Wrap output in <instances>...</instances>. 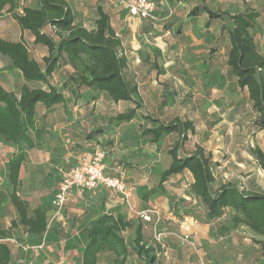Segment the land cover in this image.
<instances>
[{
    "label": "rangeland",
    "instance_id": "rangeland-1",
    "mask_svg": "<svg viewBox=\"0 0 264 264\" xmlns=\"http://www.w3.org/2000/svg\"><path fill=\"white\" fill-rule=\"evenodd\" d=\"M79 1L86 7L85 2ZM100 1L110 15L115 31L122 39L123 51L128 59L125 77L137 87V96L144 106L137 109L138 113L133 122H116L113 120L115 114L131 109L134 104L130 101L114 102L105 93H98L97 102L86 113L87 125L76 133V137H79L80 140L79 143L76 141V146L90 143L86 135L91 128H102L103 132H107L109 136L107 139L109 146L118 150L116 153L120 154V163L124 166L133 165L139 160L136 157V151L143 149L136 142L143 141V146L151 144L148 141V136L139 134L145 125L141 119L143 113L153 114L164 121L176 116L190 118L198 128L204 125L208 127V130L213 124H218L215 129L217 133L210 132L208 135L211 136L210 138L206 137V141L208 140L206 144L212 147L216 143L220 145L221 139L225 138V130L230 129V126L235 129L236 125L233 122L227 123L225 109L228 106L225 98L238 90L235 79L229 74L226 65L228 36L226 31L220 30L222 21L214 20L206 28L204 27L206 15L188 17L187 11L193 5L198 4L200 0H181L180 5L178 4L179 0H169L174 13L171 18L164 22L129 17L125 9L117 2ZM205 2L214 9H221L230 13L240 12L246 8L257 10L260 15L256 19L251 34L258 51L264 54V0H205ZM17 3L19 8L22 5L36 6L38 4L37 0H17ZM87 6L89 7V5ZM85 16L87 18L84 19L81 16V19L84 20L86 26L91 25L93 13L87 11ZM77 20L79 21V19ZM46 31H50L49 27L46 28ZM16 35L17 32L12 33V36L15 37ZM211 47L214 50L209 52ZM40 64L43 65L42 60ZM5 65L7 62L0 59V67L4 69ZM59 67H61L60 70H55L50 76V83L66 95L74 97L75 90L79 93L84 86L77 85V72L71 65L68 68L63 65ZM9 77H11V79L9 78L11 84H16L14 74ZM0 81H2L1 78ZM64 82H66L65 85ZM72 84L74 87L71 90ZM28 86L47 88L40 82L28 83ZM237 93L240 92L237 91ZM211 94L221 97L215 103L216 113L207 116L204 102L209 99L208 96ZM245 100L247 102L246 97ZM62 111L65 115L60 114ZM249 118L250 111L247 107L244 120H249ZM70 120L72 121L66 110L60 108L53 110L46 123H48L49 128L56 132V129L64 124L67 125ZM220 135L222 137L218 139V142L213 141L214 136L217 138ZM175 138V134H170L159 141L160 145L154 146L152 144V173L147 180L148 183L152 182V186L156 185L159 172L164 168L168 157L167 149L172 145ZM194 138L195 136L191 135L189 145L194 143ZM263 139V136L259 137L258 143H264ZM222 143L226 146L227 139L225 138ZM225 148L219 149L218 154H226ZM57 151L54 150L48 154V158L52 162L59 156V153H57V157L55 155ZM1 160L3 159L1 158ZM61 162L56 163L55 161V165H61ZM3 170L2 162H0V214L6 213L9 208L8 201L1 191L2 184H5V180L1 183ZM213 170L216 168L213 167ZM262 171H258L247 160L242 169L230 167V171L223 175V179H229L243 189L249 188L260 192L264 191V173ZM122 177L124 180L126 179L123 174ZM184 181L185 183L188 182V177ZM111 191L113 196L118 197L116 192ZM171 193L173 191L169 188L165 194L161 193L162 196L169 199L166 207L169 210L173 208V213L177 211L182 213H177L175 218H169L167 212L163 213L157 209L160 213V221L155 225L156 230L172 231V235H167L162 243L155 242L153 238L150 241L158 248L157 261L160 264H170V259L166 254L170 244H175L178 249L174 264H264V235L259 236L251 233L243 224L233 225L231 218L235 212L232 209H227L220 218H204L201 221L204 229L192 232L193 246L182 243L180 236L176 234L180 233V221L183 219V212L188 211L191 207L189 208L187 204L182 203L186 202L183 198ZM123 205L134 220L133 226L138 221L145 222L135 214L130 213L124 203ZM132 205L136 210H139L135 203ZM196 207V211L201 215L200 207L198 205ZM63 214H65L64 208L61 210L60 216L62 215V217L60 219L50 217L49 234L32 237V239H24L27 232L19 225L6 229L8 232L4 241L11 247L9 264H80V254L85 243L86 231L94 221V214H91V218L83 223L78 231H75L73 227L75 220L69 216L65 217ZM56 222L59 224L55 225ZM189 224L187 222V226H182L185 232L190 230ZM150 225L153 229L154 224L150 223ZM149 228V224L143 226V235L147 240H150L151 236ZM123 236L130 249L127 264H143L134 251L133 228L124 231ZM169 236L172 237V241ZM113 258L114 256L110 252L102 251L98 255L97 264H113Z\"/></svg>",
    "mask_w": 264,
    "mask_h": 264
},
{
    "label": "trees",
    "instance_id": "trees-1",
    "mask_svg": "<svg viewBox=\"0 0 264 264\" xmlns=\"http://www.w3.org/2000/svg\"><path fill=\"white\" fill-rule=\"evenodd\" d=\"M37 3L35 7L22 5L19 12L17 0H0V10L13 18L21 30L30 31L34 45L47 50L41 65L29 56L28 46L23 39L12 41L0 38V54L10 60L11 66L21 73L26 82L18 95L0 85L1 138L16 145L23 143L32 146L29 131H33L35 136L39 135L35 128L36 105L40 103L51 107L64 101L63 91L49 80L56 68L64 64L76 70L77 85L92 90L95 93L93 97L105 93L114 102H132L134 105L131 109L116 113L113 120H133L137 109L144 104L137 96V87L125 77L128 59L123 51L122 39L112 26L110 15L97 5L94 27L86 28L74 22L75 14L66 0H37ZM201 14L207 17L204 22L206 28L214 20L222 21L220 30L226 31L229 43L226 54L228 72L235 79L236 86L245 90L244 96L255 114L253 124L264 134V54L258 51L251 34L260 13L253 8L230 13L210 7L205 0H200L187 12L191 18ZM47 27L49 32L45 30ZM211 50L214 48L211 47L209 52ZM35 82L47 88L28 86V83ZM141 119L145 123L141 135L148 136L154 146L160 145L159 141L164 136L176 135L167 149L170 161L159 172L156 185L142 194L144 199L151 193L164 192V183L170 177L188 171L191 175L189 194L196 200L202 214H198L196 208H191L183 213V217L192 216L202 221L204 218H220L227 209H232L235 212L231 218L233 225L243 224L255 235H264V191L246 190L233 182L215 186V162L211 153L199 144L189 154L182 153L181 149L188 137L195 133L193 120L176 116L164 121L149 113L141 114ZM102 133V128H93L86 138L102 143ZM250 152L258 167L264 171V148L254 145ZM23 161L24 152L19 148L7 162L6 180L11 186L8 197L17 214V220H12L8 229L19 224L28 234H41L47 228L45 212L37 207L33 215L28 216V202L16 194ZM133 221L124 211L100 212L86 231L80 264H97L98 255L102 251L113 254V264H127L130 249L123 232L129 228H133L134 251L143 264H160L157 261L158 248L144 239L143 223L138 221L133 226ZM7 232L0 229V264H9L10 261L11 247L4 241Z\"/></svg>",
    "mask_w": 264,
    "mask_h": 264
},
{
    "label": "crops",
    "instance_id": "crops-1",
    "mask_svg": "<svg viewBox=\"0 0 264 264\" xmlns=\"http://www.w3.org/2000/svg\"><path fill=\"white\" fill-rule=\"evenodd\" d=\"M66 1L75 14L74 22L86 28L94 27L97 5H100L101 8L105 12H107L103 8V4L101 1L85 2L86 7H84V5L80 3L79 0H66ZM155 2L157 4L156 13L159 16H164L166 14L164 8L165 2L171 5L170 1L156 0ZM178 4L179 5L181 4V0L178 1ZM87 5H89V7ZM17 10L21 12V8L18 7ZM87 11L93 13V17H92L93 23L89 26H86L84 20L81 19V16L84 19L87 18L85 16ZM172 15L170 16V18L172 17ZM201 15H205V14H201ZM77 19H79V21ZM13 32H17V35L15 37L12 36ZM0 38L5 40H12V41H18L20 39H23L28 46L29 56L34 58L39 63L42 60V57L47 52L45 47L34 45L33 44L34 37L30 33V31L21 30L17 22L13 18L8 16L4 12V10H0ZM228 47H229V43H227L226 52L228 50ZM0 59L5 60L7 62V65H5L6 67L4 69L0 67V78L2 80L0 81V85L4 89L8 91H12L18 95L21 86L26 82L23 80L21 73L11 66L10 60L6 56L0 54ZM63 66L68 68L69 64H64ZM60 68L61 67L56 68V71L60 70ZM12 74H14L16 80V84L14 85L11 84V80H10L11 77H9ZM73 87L74 84H72L71 90L73 89ZM237 89H238L237 91H239L240 93H237V91H235L232 95H229L227 98H225V102L227 103L228 106L225 109L226 118L229 121V122L227 121V123L231 124V122H233L236 124L235 129L232 126H230V129L225 130L224 135L225 138L227 139L226 146L223 145L222 143V141L225 140V138L223 140L221 139L222 135H220L217 138L215 136L213 137V141L216 140L218 142L219 141L218 139L219 138L221 139L220 145H217L216 143V145L212 147L206 144L208 141V140L206 141V137L210 138L211 135L208 134L210 132L214 133L215 129L218 127V124H213L209 130L208 127L204 125L199 126L200 128H198L197 125L195 124V133L192 134V136H195L193 140L194 143L189 145V141L191 138L190 135L184 147L181 149L182 153L189 154L194 149V146L196 144H199L207 152L211 153L212 160L215 162L214 168H216V170H213V174L215 177V183H214L215 186L226 182H232L229 179L224 180L223 175H226L227 172L230 171V167L232 166L240 169L244 168L245 164L247 163V160H249L250 163H252L258 171H261L258 168L256 160L251 155L250 149L254 145H259L260 147L264 148V143L262 144L258 143V138L262 136L264 137V134L258 131L253 124V121L255 119V114L251 111L250 103L246 102L245 100V96H244L245 90H240L238 87ZM94 94L95 93L89 88H83L82 90L80 89L79 93L77 92V90H75L74 97L72 95L68 96L64 93V101L58 104H54L51 107H45L42 104L38 103L36 105L34 118H35V128L36 130L39 131V135L35 136L33 131H29L28 134L32 141V146L30 147L26 146L23 143L16 145L11 142H6L0 136V159L1 158L3 159L0 162H2V166L4 169L3 180L1 181V183H3V181L5 180V184L4 185L2 184L1 191L4 193V196L8 201L7 203L9 207L6 213L2 212L0 214V229H4V230L8 229L10 227L11 221L17 220L16 211L9 201L8 194L11 191V186L7 183L6 177H7L8 159L13 153L17 152L19 148L23 149L24 161L22 162L19 169V185L16 188V194L21 199H24L28 202V209H27L28 216L33 215V210L38 207L45 212L47 217L46 231H44L41 234L27 233V235L24 236L25 237L24 239H32V237H39L49 234L48 228L50 225L49 223L50 217L55 219H60L62 217V215L53 217V211L50 207V201L53 197L54 191L57 187L62 172L67 170L70 166L76 164L79 161V158L84 153L92 152L98 147H101L106 151L105 153L106 154L105 163L107 167L106 172L110 175L123 174L126 177L125 181L127 185H130L131 187L134 188V192L132 196L133 199L131 202L133 204L135 203L137 209L147 210V209H151L152 207H155L163 213L167 212L166 214L169 215V218L170 217L175 218L177 213H182V212L177 211L173 213L174 212L173 208L169 210V208L166 207V204L169 203V199L161 195V193L165 194V192H168V188L171 189V191H173V193L171 194L183 198L186 202H182V201L181 202L187 204L189 208L190 207L197 208L196 200L193 199L189 194L188 187H189V183L191 182V175L188 171H184L180 174H176L170 177L164 183V192L161 193L156 192L153 195L151 193L147 197V199H144L142 197V194L144 192L152 188V182L151 183L147 182L148 178L152 173V143L143 146V141L140 143L136 142L140 148L143 147V149L136 151L137 153L136 157H138L139 160L136 161L133 165H126V166L120 163L121 157L120 154L116 153V151H118L117 149H115L113 146H109V143L103 145V143L106 142L107 139H109L107 132L102 133L101 136L102 143H96L95 141L90 140V143L86 145L79 144L80 146L78 145L76 146L75 144L76 141L78 143L80 141L79 137H76V133H78L80 129L85 128V126L87 125L85 121V117L87 115L86 113L88 110H90L93 107V105L98 100L97 97H93ZM220 97L221 96H217L216 94H211L210 96H208L209 99L204 102L206 104L204 105V107H206L205 110L207 116H210V114L212 113L213 114L216 113L217 107L215 103H217L218 101L217 99ZM247 107L250 111V118L249 120H244V113ZM60 108L62 110H66L67 114L69 115V118L72 119V121L70 120L67 123V125L65 124L62 125L60 128L55 130L56 132H54V130L49 128V125L48 123H46V121L48 120L53 110L55 109L58 110ZM137 113L138 112L136 111V115ZM60 114L65 115L63 111ZM135 119L136 117L131 121H125V122L126 123L133 122ZM92 129L93 128H91L90 130ZM139 132H140L139 134H141V130ZM223 148H225V151H227V153L218 154L219 149H223ZM54 150H58L55 154L56 157L58 156L57 153H59V156L55 159V161L56 163L62 161L63 163L61 162V165H55V161L52 162L50 158H48V154H50ZM74 152L76 153L74 154ZM127 158L129 157L127 156ZM63 160L66 161V163H64ZM169 161L170 159L169 157H167L164 168L167 167ZM52 167L54 168L52 169ZM262 172L264 173V171ZM187 177H188V182L185 183L184 180H187ZM246 190H251V189L247 188ZM111 193L112 191L105 187H98L94 190H80V189L72 188L68 194L64 206L65 214L63 215H65V217L69 216L73 220H75V224L73 227L75 231H78L82 227L83 223H85L87 220L91 218V214H94V219H95L96 216L102 211L112 212V213L123 212V211L125 212L126 211L125 206L123 205V202L121 201L119 195L118 197L117 196L115 197ZM125 213H127V211ZM126 215L128 218L132 217L131 214L127 213ZM180 222L181 223H180L179 232L182 234L185 233L182 226L184 225L187 226V222L190 223L189 224L190 230L187 232H190L191 236H192V232H196L199 231L200 229H204L203 223L201 221H198L196 218L192 216H185ZM58 224H59L58 222L55 223V225ZM91 224L88 226V228L91 226ZM146 224H149L150 226L149 229L151 230L150 232L151 236H150V240H147L145 237L144 239L150 242L153 237L154 231L157 228L154 226V228L152 229L150 222L149 223L143 222V226L144 225L146 226ZM168 232L170 235H172V231H168ZM180 233L176 235L180 236L181 235ZM169 237H170L169 239L172 241V237L171 236ZM181 242L184 243L183 241ZM177 250L178 249L175 244H170L167 247L166 254L168 255V259H170V264H174V262L176 261ZM208 251L210 250L208 249Z\"/></svg>",
    "mask_w": 264,
    "mask_h": 264
},
{
    "label": "built area",
    "instance_id": "built-area-1",
    "mask_svg": "<svg viewBox=\"0 0 264 264\" xmlns=\"http://www.w3.org/2000/svg\"><path fill=\"white\" fill-rule=\"evenodd\" d=\"M84 2L100 0H81ZM117 2L121 5L129 17L146 19L153 22H164L170 18L174 10L171 5L165 2L166 14L159 16L156 13L157 4L154 0H107ZM105 151L98 147L92 152L84 153L79 161L63 171L50 201L53 217L60 216L64 208L68 194L72 188L80 190H94L98 187H105L116 192L122 202L126 205L130 213L135 214L145 222H152L154 226L160 221V213L157 208L152 207L147 210H136L132 205L133 188L127 185L122 175H110L106 172ZM169 235L168 230H156L153 240L162 243L163 239ZM181 241L193 246L191 234L185 232L180 235Z\"/></svg>",
    "mask_w": 264,
    "mask_h": 264
}]
</instances>
